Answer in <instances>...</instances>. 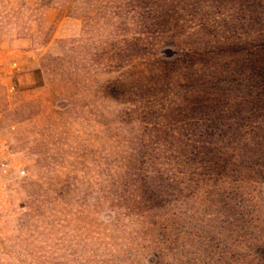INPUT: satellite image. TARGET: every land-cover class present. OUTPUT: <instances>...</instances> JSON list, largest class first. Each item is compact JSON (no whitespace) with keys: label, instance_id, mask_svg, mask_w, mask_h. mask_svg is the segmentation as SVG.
<instances>
[{"label":"rangeland","instance_id":"obj_1","mask_svg":"<svg viewBox=\"0 0 264 264\" xmlns=\"http://www.w3.org/2000/svg\"><path fill=\"white\" fill-rule=\"evenodd\" d=\"M263 46L264 0H0V264H264Z\"/></svg>","mask_w":264,"mask_h":264},{"label":"trees","instance_id":"obj_2","mask_svg":"<svg viewBox=\"0 0 264 264\" xmlns=\"http://www.w3.org/2000/svg\"><path fill=\"white\" fill-rule=\"evenodd\" d=\"M264 47V46H263ZM251 71V77L250 79V87L257 89L256 91V98L255 102H258L260 105V108L263 110L264 115V99L262 98V94L264 92V60L262 59H255L253 65L250 68ZM250 88V89H251ZM228 127V126H227ZM208 141H211L209 139ZM212 142V141H211ZM257 147L256 153H259L261 151L264 153V142L257 141ZM260 149V150H259ZM228 208L226 210L230 213H233L238 220L242 221L244 220L245 216H247V210L243 209L242 205V199L239 200H232L228 205ZM144 225V223H143ZM255 245V244H254ZM158 251H163V247L160 248ZM253 255L261 256L264 254V241H258V244L255 245L254 249L252 250ZM164 254L161 252H153L151 255H144L143 263L144 264H164L163 257Z\"/></svg>","mask_w":264,"mask_h":264},{"label":"built area","instance_id":"obj_3","mask_svg":"<svg viewBox=\"0 0 264 264\" xmlns=\"http://www.w3.org/2000/svg\"><path fill=\"white\" fill-rule=\"evenodd\" d=\"M25 175L23 165L12 159V150L3 135L0 124V194L6 189V182L9 175Z\"/></svg>","mask_w":264,"mask_h":264}]
</instances>
